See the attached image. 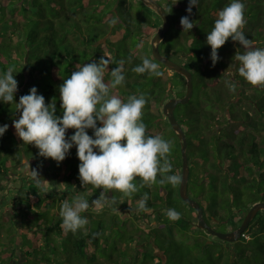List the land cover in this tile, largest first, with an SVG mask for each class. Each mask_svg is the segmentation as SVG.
Masks as SVG:
<instances>
[{
    "label": "trees",
    "instance_id": "16d2710c",
    "mask_svg": "<svg viewBox=\"0 0 264 264\" xmlns=\"http://www.w3.org/2000/svg\"><path fill=\"white\" fill-rule=\"evenodd\" d=\"M159 2L171 21L161 51L194 77L193 97L175 109L188 137L189 192L212 225L232 230L255 203L264 201V86L239 76L234 56L244 49L231 38L218 49L213 66L207 34L231 0H199L191 15L189 0ZM241 2L244 34L253 47L264 48V0ZM184 16L195 22L190 31L180 24ZM113 18L118 19L114 26ZM162 26L163 18L143 0H0V76L14 67L15 102L36 87L46 104L54 100L55 114L62 117L59 86L77 65L109 59L107 82L110 70L124 61L125 82L114 94L125 102L130 95L145 94L146 135L176 144L169 155L170 174L182 177V143L163 106L186 93L187 79L152 53L151 39ZM145 57L159 64L162 76L132 71ZM231 68L234 75L226 77ZM230 83L236 84L235 91ZM15 102L0 100V126H9L0 136V264H264V210L230 242L198 226L197 210L181 197L180 184L157 182L131 196L111 190L108 196L116 198L115 204L99 211L90 207L81 214L89 221L85 228L66 232L59 215L62 202L80 195L91 203L102 189L81 184L75 146L58 164L23 143L13 127L20 115ZM74 131L68 129L66 136ZM86 131L93 135L92 129ZM26 161L48 181L45 190L37 187ZM49 183L56 189H49ZM134 183L139 187L142 180L137 177ZM144 193L147 211H137ZM167 209L179 212L180 219L170 220Z\"/></svg>",
    "mask_w": 264,
    "mask_h": 264
},
{
    "label": "clouds",
    "instance_id": "9594fccd",
    "mask_svg": "<svg viewBox=\"0 0 264 264\" xmlns=\"http://www.w3.org/2000/svg\"><path fill=\"white\" fill-rule=\"evenodd\" d=\"M198 4L199 0H189V15ZM244 12L245 4L241 0H231L217 13L206 42L211 47L213 66L219 60L218 49L229 38L239 42L244 49L243 53L237 50L234 56L239 64V76L252 86H264V48L253 47L252 41L246 38L243 32L247 23ZM117 22L118 19L113 18L110 24L114 26ZM180 24L184 31H190L195 26L189 16L182 17ZM109 64V59L101 57L98 61L77 65L76 70L64 79L59 86L62 117L55 114L54 100L46 104L45 97L38 94L36 87L20 96L18 103L15 102L18 81L13 75L14 67H9L0 76V100L8 104L15 102L16 112L20 115L13 121V127L23 143L34 145L39 150V156L51 158L58 164L65 160L69 150L75 146L80 161L81 184L102 189L99 197L91 203L80 195L73 197L71 203L67 200L62 202L59 215L62 218L61 227L66 232L75 233L85 228L89 221L81 214L90 207L99 211L106 205L115 204L116 198L108 196L111 190L131 196L141 187L157 182L174 187L181 183L179 175L170 174L172 164L169 155L173 142L163 139L161 135H146V125L142 121L147 102L145 94L130 95L126 102L114 94L113 90L125 82L124 61H120V67L110 70L111 79L106 82L105 72ZM132 71L156 77L163 75L159 64L147 57L142 58V63ZM224 74L226 77L234 75L231 71H225ZM228 86L235 91V83ZM98 122L101 125L99 127ZM8 127L7 124L0 126V136L4 135ZM68 129L75 130L70 137L66 136ZM88 129L93 130V135L88 134ZM25 163L37 187L45 190L44 185L48 181L30 167L29 161ZM137 177L142 180L139 187L134 183ZM148 199V193H144L137 202V211H147ZM166 214L172 221L179 220L181 215L175 209H167Z\"/></svg>",
    "mask_w": 264,
    "mask_h": 264
},
{
    "label": "water",
    "instance_id": "95a60500",
    "mask_svg": "<svg viewBox=\"0 0 264 264\" xmlns=\"http://www.w3.org/2000/svg\"><path fill=\"white\" fill-rule=\"evenodd\" d=\"M145 4L152 7L162 18L163 26L152 38V53L154 57L163 62L168 68L176 71L187 79V89L183 96H172L165 101L163 111L168 117L173 129L178 134L181 140V149L183 156V168L182 177L180 183V195L181 197L192 207L197 210L198 226L207 229L212 235H215L221 239L233 242L240 238L246 229L249 227L250 222L255 218L260 210H264V201L255 203L245 215L241 225L232 230L221 231L215 228L206 218L204 207L200 201L193 198L189 192V180H190V161L188 155V137L187 134L176 117L175 109L179 103H188L194 94V77L193 72L180 62L172 59L167 54L163 53L160 48L162 40L166 37L167 32L171 27L170 17L166 8L159 2V0H143Z\"/></svg>",
    "mask_w": 264,
    "mask_h": 264
},
{
    "label": "rangeland",
    "instance_id": "374dc122",
    "mask_svg": "<svg viewBox=\"0 0 264 264\" xmlns=\"http://www.w3.org/2000/svg\"><path fill=\"white\" fill-rule=\"evenodd\" d=\"M151 41H152V39H151ZM229 70H230L231 72L233 71L232 68H231V69H228L227 71H229ZM170 73H172V71H171ZM171 131H172V129H171ZM167 134H168L169 136H171V133H170V132H168ZM175 141H177L176 138H175ZM173 146L175 147L176 144L173 143ZM25 171H26V170H25ZM43 177H44V176H43ZM45 185H48V184H45ZM51 188H52V189H56V185L53 186V187H51V186H50V183H49V189H51ZM190 195H191V194H190ZM192 195H194V193H193ZM192 195H191V196H192ZM0 199H1V195H0ZM33 199L36 200V198H33ZM5 214H6V213H5ZM7 214L10 215L11 213L7 212ZM6 218H8V217H6ZM9 219H10V218H9ZM213 226H214V225H213ZM214 227L217 228L218 230L225 231L223 226H218L217 224H215Z\"/></svg>",
    "mask_w": 264,
    "mask_h": 264
}]
</instances>
